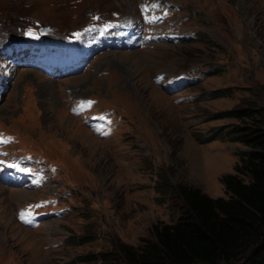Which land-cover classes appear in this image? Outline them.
I'll use <instances>...</instances> for the list:
<instances>
[{"label":"rangeland","instance_id":"374dc122","mask_svg":"<svg viewBox=\"0 0 264 264\" xmlns=\"http://www.w3.org/2000/svg\"><path fill=\"white\" fill-rule=\"evenodd\" d=\"M150 1L0 0V46L39 41L40 25L83 42L100 15L136 20L140 4ZM161 1L170 14L157 31L182 36L179 42L105 50L63 79L0 56V74L9 77L0 135L14 137L5 153L33 154L45 167L38 181L0 183V264L121 258L123 245L138 248L155 239L157 227L180 219V185L229 198L222 180L236 173L249 149L205 141L238 123L218 115L249 102L264 108V0ZM188 72L194 84L167 86V79ZM88 99L97 102L94 113L110 114L106 136L72 113ZM30 207L35 223L18 221Z\"/></svg>","mask_w":264,"mask_h":264},{"label":"trees","instance_id":"16d2710c","mask_svg":"<svg viewBox=\"0 0 264 264\" xmlns=\"http://www.w3.org/2000/svg\"><path fill=\"white\" fill-rule=\"evenodd\" d=\"M218 117L238 123L205 142L220 139L249 149L236 173L222 180L229 198L213 199L180 185L182 215L174 224L157 227L155 239L138 248L123 245L121 258L92 254L76 263L264 264V108L249 102Z\"/></svg>","mask_w":264,"mask_h":264},{"label":"snow or ice","instance_id":"6c2138e0","mask_svg":"<svg viewBox=\"0 0 264 264\" xmlns=\"http://www.w3.org/2000/svg\"><path fill=\"white\" fill-rule=\"evenodd\" d=\"M28 35L31 36V35H33V33H32L31 31H29V32H28ZM75 35L78 36L79 34L77 33V34H75ZM91 103H92V102H88L87 105L82 104L81 107H86V106H87V107H90V106H91ZM25 171H27V170H25ZM36 207H40V205H37ZM22 218H23V217H22Z\"/></svg>","mask_w":264,"mask_h":264},{"label":"bare ground","instance_id":"6f19581e","mask_svg":"<svg viewBox=\"0 0 264 264\" xmlns=\"http://www.w3.org/2000/svg\"><path fill=\"white\" fill-rule=\"evenodd\" d=\"M2 189H3V188H2ZM2 191H4V189H3ZM14 193H15V192H14ZM16 196H17V195H16ZM18 196H19V197H23V199H25L24 197H27V195H24V194H22V193L19 194ZM12 197H13V196H12ZM20 199H21V198H20ZM23 230H24V229H23ZM25 232H26V231H25ZM27 232H28V231H27Z\"/></svg>","mask_w":264,"mask_h":264}]
</instances>
